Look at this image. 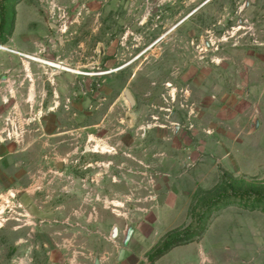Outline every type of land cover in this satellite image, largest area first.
Here are the masks:
<instances>
[{
  "label": "rangeland",
  "instance_id": "rangeland-1",
  "mask_svg": "<svg viewBox=\"0 0 264 264\" xmlns=\"http://www.w3.org/2000/svg\"><path fill=\"white\" fill-rule=\"evenodd\" d=\"M2 10L0 264H264V0Z\"/></svg>",
  "mask_w": 264,
  "mask_h": 264
},
{
  "label": "trees",
  "instance_id": "trees-1",
  "mask_svg": "<svg viewBox=\"0 0 264 264\" xmlns=\"http://www.w3.org/2000/svg\"><path fill=\"white\" fill-rule=\"evenodd\" d=\"M7 17L5 10H2L0 15V37L5 31ZM241 195L239 192H234L233 195ZM222 196H205L197 200L189 210V216L197 218V222L193 229L174 230L167 233L163 239L156 245L148 254V264H155L159 259L164 257L176 247L184 246L192 243L197 238H201L208 224L207 219L211 215L214 207L222 201ZM255 207V205H253ZM200 209V210H199ZM199 210V213H198ZM205 221V222H204Z\"/></svg>",
  "mask_w": 264,
  "mask_h": 264
},
{
  "label": "bare ground",
  "instance_id": "bare-ground-1",
  "mask_svg": "<svg viewBox=\"0 0 264 264\" xmlns=\"http://www.w3.org/2000/svg\"><path fill=\"white\" fill-rule=\"evenodd\" d=\"M0 49H1L2 51H8V52H11V53H14V54H17V55L23 56V57H25V58H27V59H31V60H34V61H37V62H41V63H43V64H47V65H51V66H57V65H54V64H52V63L46 62V61H44V60H42V59L32 57L31 55L26 54V53H23V52H21V51H19V50L10 49L9 47H6V46H4V45H1V46H0ZM30 96L32 97V94H31Z\"/></svg>",
  "mask_w": 264,
  "mask_h": 264
},
{
  "label": "water",
  "instance_id": "water-1",
  "mask_svg": "<svg viewBox=\"0 0 264 264\" xmlns=\"http://www.w3.org/2000/svg\"><path fill=\"white\" fill-rule=\"evenodd\" d=\"M117 235H118V228L115 227V228L113 229L112 236H113V237H116ZM129 237H130V236L128 235L126 240H128Z\"/></svg>",
  "mask_w": 264,
  "mask_h": 264
}]
</instances>
